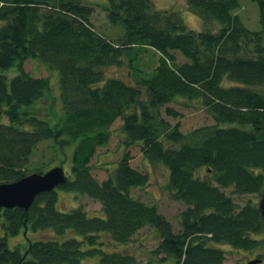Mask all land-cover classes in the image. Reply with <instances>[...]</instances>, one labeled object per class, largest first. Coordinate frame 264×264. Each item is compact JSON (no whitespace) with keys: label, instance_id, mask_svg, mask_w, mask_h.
<instances>
[{"label":"trees","instance_id":"trees-1","mask_svg":"<svg viewBox=\"0 0 264 264\" xmlns=\"http://www.w3.org/2000/svg\"><path fill=\"white\" fill-rule=\"evenodd\" d=\"M253 1L259 30L234 13L238 0H186L201 30L152 0H107L100 8L124 30L113 42L96 33L94 6L83 0H0V183L42 173L28 164L36 145L49 140L62 157L58 165L69 164L57 188L98 201L101 211L90 217L81 205L59 210L57 188L36 195L28 209L0 208V264H137L120 246L146 226L158 235L152 252L172 264H223L221 243L264 246L259 206H239L223 191H264V0ZM148 47L158 57L144 70L137 60ZM125 57L133 82L106 77L104 68ZM28 59L58 72V99L42 103L51 80L25 71ZM11 68L10 78L3 71ZM178 98L197 101L214 123L182 132L170 121L181 116L169 105ZM117 119L125 148L137 144L166 167V191L185 205L179 230L133 195L149 176L131 166L128 150L105 179L92 175L90 162Z\"/></svg>","mask_w":264,"mask_h":264},{"label":"rangeland","instance_id":"rangeland-1","mask_svg":"<svg viewBox=\"0 0 264 264\" xmlns=\"http://www.w3.org/2000/svg\"><path fill=\"white\" fill-rule=\"evenodd\" d=\"M87 4L94 6V12L91 15V22L93 23L96 33L101 34L110 41L117 42L123 35V27L119 24H112L107 13L103 11L100 6L107 0H83ZM239 7L236 8L234 13H237L240 17L241 22L251 30H259V8L253 0H238ZM153 5L160 11L175 10L179 11L183 17V21L187 27L195 30L204 29L205 25L203 21L192 13L187 7L186 0H152ZM217 27V24H215ZM158 53L151 47L146 48V51L138 56V64L140 68L144 70L152 69L157 62ZM180 62L184 61L185 58L178 56ZM15 69V68H14ZM8 69L3 71L8 77H12L16 73V69ZM24 69L27 72L34 74L35 76L49 77L51 80V96H46L42 100L43 104H49L51 97L58 99L60 87L58 84L59 74L56 71H50L46 68L45 64L38 59H28L24 63ZM104 74L106 77H121L128 82H133L129 76V66L127 65V58H124L123 63L120 66H108L104 68ZM264 94V85L260 87ZM59 100H57L58 102ZM179 101V102H178ZM170 106L177 109L181 116L177 119H171L172 123L177 120L180 122V129L182 132H188L192 129L211 125L214 123L211 115L207 110L199 105L197 101L185 100L178 98L177 102L169 104ZM44 106V105H42ZM44 110V107H42ZM121 120L117 119L111 126V137L106 147L98 148L94 157L92 158L91 173L99 181L105 179L110 170H113L122 158L123 154L128 150L131 155L130 164L136 169L146 172L149 176L148 183L141 188H134L132 193L134 196L140 198L147 204L156 205L158 212L163 214L173 225L174 230H179V213L185 208L184 203L176 201L170 198L166 191V184L168 180V171L166 167L159 162H153L145 158L141 152L139 145H131L125 148L121 142L123 138L120 133L119 127ZM52 142L49 140L41 141L36 145L30 155L28 168L31 170L40 169L46 171L53 166L59 164V160L62 159L61 155L55 154L54 148H52ZM69 151V149L67 150ZM67 171L69 164L60 165ZM200 175L205 174V170L202 168L199 170ZM264 174V173H263ZM58 192V203L57 208L59 210L67 211L71 208L81 205L87 212L88 216H100V203L96 200L90 199L84 195L73 194L59 188L56 189ZM223 191L230 196L233 201L242 206L246 202H251L259 206L262 193H252L246 195H237L233 193L232 187L223 188ZM150 227H143L133 237L132 241L128 244L120 246V248L136 257L137 264H172L173 259L165 258V262H162L163 256H157L152 251L158 243V235ZM43 236V233H39L36 237ZM20 240V236L10 237L9 244L13 245L16 241ZM225 251V260L223 264H246L250 259L256 258L260 253H264V246L253 249L244 250L236 249L228 244H218ZM175 262V261H174ZM84 264H91L88 261ZM264 264V258H263Z\"/></svg>","mask_w":264,"mask_h":264},{"label":"water","instance_id":"water-1","mask_svg":"<svg viewBox=\"0 0 264 264\" xmlns=\"http://www.w3.org/2000/svg\"><path fill=\"white\" fill-rule=\"evenodd\" d=\"M66 179L67 175L63 167L56 165L42 173L34 172L17 181L2 182L0 183V208L28 209L36 195L55 190ZM259 210L264 217V191L259 201ZM261 261V258H254L248 260L246 264H260Z\"/></svg>","mask_w":264,"mask_h":264},{"label":"flooded vegetation","instance_id":"flooded-vegetation-1","mask_svg":"<svg viewBox=\"0 0 264 264\" xmlns=\"http://www.w3.org/2000/svg\"><path fill=\"white\" fill-rule=\"evenodd\" d=\"M261 264H263V260H262Z\"/></svg>","mask_w":264,"mask_h":264}]
</instances>
